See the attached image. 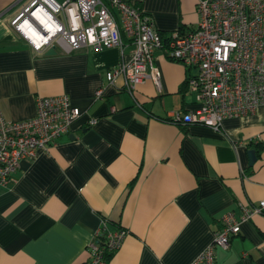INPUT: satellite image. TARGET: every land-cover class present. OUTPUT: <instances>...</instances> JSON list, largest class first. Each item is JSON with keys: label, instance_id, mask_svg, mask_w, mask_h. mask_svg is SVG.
I'll return each instance as SVG.
<instances>
[{"label": "crops", "instance_id": "obj_1", "mask_svg": "<svg viewBox=\"0 0 264 264\" xmlns=\"http://www.w3.org/2000/svg\"><path fill=\"white\" fill-rule=\"evenodd\" d=\"M30 1L0 0V115L26 120L38 96L52 95H67L82 114L0 188V264H83L97 232L118 228L127 234L109 264H190L223 215L264 198V105L219 130L168 122L197 106L181 63L157 51L160 84L147 78L131 95L106 71L130 59L132 45L36 51L11 25ZM124 1L162 36L198 21L195 0ZM215 264H264V215L243 221Z\"/></svg>", "mask_w": 264, "mask_h": 264}, {"label": "built area", "instance_id": "obj_2", "mask_svg": "<svg viewBox=\"0 0 264 264\" xmlns=\"http://www.w3.org/2000/svg\"><path fill=\"white\" fill-rule=\"evenodd\" d=\"M195 1L196 26L167 36L136 4L124 0H31L11 25L39 52L83 47L124 50L132 45L131 58L106 71L107 82L123 78L131 95L147 78L160 84L154 60L162 50L186 68L185 84L197 104L171 112L169 122L219 130L224 120L252 114L264 105V0ZM103 93L104 88L97 89L95 98L101 99ZM81 114L67 95H60L38 96L36 114L26 120H6L0 115V188L13 182L23 160L54 146ZM89 122L93 125L96 120ZM239 208L238 217L234 213L222 216L212 242L190 264H215V250L229 247L241 223L254 214L264 215V198ZM126 234L122 228L97 232L88 244L90 259L83 264H109Z\"/></svg>", "mask_w": 264, "mask_h": 264}, {"label": "water", "instance_id": "obj_3", "mask_svg": "<svg viewBox=\"0 0 264 264\" xmlns=\"http://www.w3.org/2000/svg\"><path fill=\"white\" fill-rule=\"evenodd\" d=\"M47 54L48 55H51V54H56V50H55V48H50L49 50H47ZM255 150L254 149H251L250 151H249V157H250V159H251V162H253V160H255L256 159V156H255Z\"/></svg>", "mask_w": 264, "mask_h": 264}, {"label": "bare ground", "instance_id": "obj_4", "mask_svg": "<svg viewBox=\"0 0 264 264\" xmlns=\"http://www.w3.org/2000/svg\"><path fill=\"white\" fill-rule=\"evenodd\" d=\"M195 26H196V24H195ZM186 31H187V30H186ZM127 42H128V41H127ZM112 48H113V47H112ZM172 61H173V60H172ZM173 62H174V61H173ZM52 96H53V95H52ZM257 141H258V140H257ZM258 142H259V141H258ZM251 144H252V142H251ZM251 144H250V145H251ZM254 144H255V143H254ZM252 145H253V144H252ZM252 145H251V147H253ZM255 145H257V144H255ZM245 204H247V203H245ZM238 207H239V206H238ZM238 209H239V208H238ZM239 211H240V209H239ZM123 239H124V238H123ZM122 242H123V241H122Z\"/></svg>", "mask_w": 264, "mask_h": 264}, {"label": "trees", "instance_id": "obj_5", "mask_svg": "<svg viewBox=\"0 0 264 264\" xmlns=\"http://www.w3.org/2000/svg\"><path fill=\"white\" fill-rule=\"evenodd\" d=\"M166 121H168V122H169V121H170V118H169V119H166ZM255 148H256V150L258 151V148H257V147H255Z\"/></svg>", "mask_w": 264, "mask_h": 264}]
</instances>
